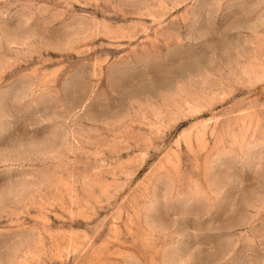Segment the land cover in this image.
Listing matches in <instances>:
<instances>
[{
	"label": "rangeland",
	"instance_id": "obj_1",
	"mask_svg": "<svg viewBox=\"0 0 264 264\" xmlns=\"http://www.w3.org/2000/svg\"><path fill=\"white\" fill-rule=\"evenodd\" d=\"M0 264H264V0H0Z\"/></svg>",
	"mask_w": 264,
	"mask_h": 264
}]
</instances>
